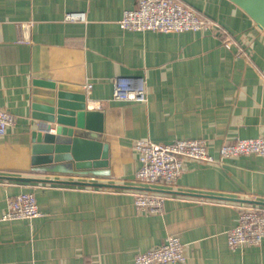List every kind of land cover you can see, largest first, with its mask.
Returning <instances> with one entry per match:
<instances>
[{"label":"crops","instance_id":"obj_1","mask_svg":"<svg viewBox=\"0 0 264 264\" xmlns=\"http://www.w3.org/2000/svg\"><path fill=\"white\" fill-rule=\"evenodd\" d=\"M179 1L219 28L124 30L137 0H0V107L15 117L0 134V176L55 180L0 178V264H131L168 235L184 245L177 264H264V238L226 241L241 206H264V156L186 160L171 184L135 180L136 139H205L215 156L238 137L264 139V32L230 0ZM115 76L144 77L146 101L113 100ZM35 80L82 87L86 109L103 114L105 165L32 164ZM139 187L166 196L159 212L136 209ZM20 192L34 194L39 215L3 220Z\"/></svg>","mask_w":264,"mask_h":264},{"label":"built area","instance_id":"obj_2","mask_svg":"<svg viewBox=\"0 0 264 264\" xmlns=\"http://www.w3.org/2000/svg\"><path fill=\"white\" fill-rule=\"evenodd\" d=\"M66 19H81L82 13L72 12ZM119 26L124 30L180 32L219 28L211 19L200 16L194 9L179 0H137L136 7L122 13ZM229 47V43L225 42ZM85 88L89 90L91 84ZM117 101H146L145 80L141 76H115L112 78V96ZM15 117L0 107V134L14 123ZM133 148L137 152L139 167L135 180L140 185L158 182L174 183L181 174L183 163L193 160L199 163H217L223 159L243 156H264V139L260 137H238L222 143L213 155L205 139H175L155 142L148 138L136 139ZM136 209L159 212L166 196L145 189L133 191ZM36 198L31 192H20L11 196L2 214L3 220L32 218L39 215ZM264 238V206L244 205L238 210L235 225L226 231L229 248L241 245H257ZM185 261L184 245L176 235L134 256L131 264H177Z\"/></svg>","mask_w":264,"mask_h":264},{"label":"water","instance_id":"obj_3","mask_svg":"<svg viewBox=\"0 0 264 264\" xmlns=\"http://www.w3.org/2000/svg\"><path fill=\"white\" fill-rule=\"evenodd\" d=\"M230 1L240 7L264 32V0ZM33 85L31 115L37 123L32 131V164L73 160L77 168L105 165L108 145L103 142V114L96 109H86V97L82 87L51 80H35ZM53 124L54 133L50 131ZM0 178L55 181L22 176H0ZM64 182L95 186L110 185L86 181Z\"/></svg>","mask_w":264,"mask_h":264}]
</instances>
